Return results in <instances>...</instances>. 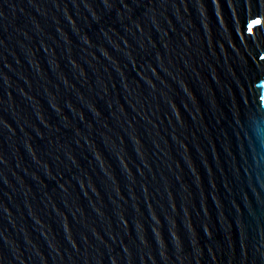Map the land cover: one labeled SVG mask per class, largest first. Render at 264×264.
<instances>
[{
	"label": "water",
	"instance_id": "water-1",
	"mask_svg": "<svg viewBox=\"0 0 264 264\" xmlns=\"http://www.w3.org/2000/svg\"><path fill=\"white\" fill-rule=\"evenodd\" d=\"M0 264H264V0H0Z\"/></svg>",
	"mask_w": 264,
	"mask_h": 264
}]
</instances>
